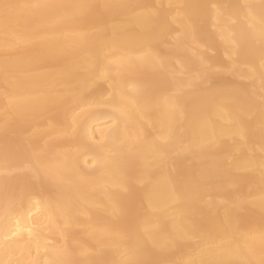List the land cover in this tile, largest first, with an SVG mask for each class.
Instances as JSON below:
<instances>
[{
  "label": "bare ground",
  "instance_id": "6f19581e",
  "mask_svg": "<svg viewBox=\"0 0 264 264\" xmlns=\"http://www.w3.org/2000/svg\"><path fill=\"white\" fill-rule=\"evenodd\" d=\"M0 264H264V0H0Z\"/></svg>",
  "mask_w": 264,
  "mask_h": 264
},
{
  "label": "rangeland",
  "instance_id": "374dc122",
  "mask_svg": "<svg viewBox=\"0 0 264 264\" xmlns=\"http://www.w3.org/2000/svg\"><path fill=\"white\" fill-rule=\"evenodd\" d=\"M208 54H210V55H213L214 54V52L213 51H211V50H208V49H206V48H203ZM89 161V160H88ZM23 166H25V167H23V168H21V169H17V170H15V171H17V172H13V174L15 175L16 173H18V171H19V174L21 173V171H23L22 173H25V171H29L28 170V168H27V165L25 164V165H23ZM27 173V172H26ZM59 237H57V239H58ZM56 239V238H55ZM53 240L51 239L49 242L51 243ZM54 241H57V240H54ZM53 243V242H52Z\"/></svg>",
  "mask_w": 264,
  "mask_h": 264
},
{
  "label": "snow or ice",
  "instance_id": "6c2138e0",
  "mask_svg": "<svg viewBox=\"0 0 264 264\" xmlns=\"http://www.w3.org/2000/svg\"><path fill=\"white\" fill-rule=\"evenodd\" d=\"M5 7H7V5H5Z\"/></svg>",
  "mask_w": 264,
  "mask_h": 264
}]
</instances>
